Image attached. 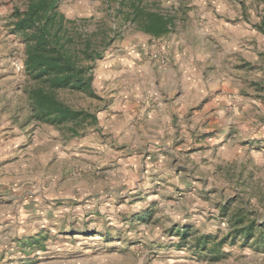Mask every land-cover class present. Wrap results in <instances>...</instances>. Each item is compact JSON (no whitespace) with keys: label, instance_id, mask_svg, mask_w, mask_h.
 <instances>
[{"label":"rangeland","instance_id":"1","mask_svg":"<svg viewBox=\"0 0 264 264\" xmlns=\"http://www.w3.org/2000/svg\"><path fill=\"white\" fill-rule=\"evenodd\" d=\"M57 1L106 38L95 97L55 93L96 122L32 120L27 2L0 0V264H264V0H142L161 38L121 0Z\"/></svg>","mask_w":264,"mask_h":264},{"label":"trees","instance_id":"2","mask_svg":"<svg viewBox=\"0 0 264 264\" xmlns=\"http://www.w3.org/2000/svg\"><path fill=\"white\" fill-rule=\"evenodd\" d=\"M121 3L129 6L125 17L139 31L161 38L172 32L174 21L169 16L140 7L142 0ZM26 10L14 9V33L25 37V71L34 82L28 97L34 121L60 127H74L96 117L84 110H74L59 101L58 90L82 93L95 97L92 88L93 68L102 58L104 37L95 34H73L64 15L57 11V0H26ZM105 42V43H104ZM108 45V43H107ZM76 135V130H70Z\"/></svg>","mask_w":264,"mask_h":264},{"label":"crops","instance_id":"3","mask_svg":"<svg viewBox=\"0 0 264 264\" xmlns=\"http://www.w3.org/2000/svg\"><path fill=\"white\" fill-rule=\"evenodd\" d=\"M182 42V41H181ZM224 59H225V61L226 62H229L230 61V66H233V67H235V66H237L238 65V62H236L235 60H231V59H227V58H225L224 57ZM195 59H192V62L193 63H195V61H194ZM196 60H199V58H196ZM206 62H209V60H206ZM215 68L217 69L218 68V64H215ZM177 69L180 71V72H182V71H186L185 72V74L183 75L184 76V78L186 77V75H187V71L189 70V68L187 67V66H183L182 65V63H181V60L180 61H178V65H177ZM190 92H193V90L191 89V90H189ZM163 107H165V105H161L160 106V109H162ZM169 110H167V112H166V114L164 115L165 117H166V119L167 120H169V121H172L173 120V117H174V110H170V108H168ZM182 111H186V110H188V107L187 106H183L182 105ZM206 109H207V106H205V105H203L202 106V108L200 109V110H202V111H206ZM197 112H199V110L197 111ZM204 113V112H203ZM204 187V186H203ZM171 212V214L170 215H174V216H176L175 215V213H176V211L175 210H172V211H170ZM173 255V254H172ZM171 255V256H172ZM178 262H183V263H186V261H184V260H182V259H179V260H166L163 264H176V263H178ZM142 264H145V263H142ZM162 264V263H161ZM194 264V263H193Z\"/></svg>","mask_w":264,"mask_h":264},{"label":"built area","instance_id":"4","mask_svg":"<svg viewBox=\"0 0 264 264\" xmlns=\"http://www.w3.org/2000/svg\"><path fill=\"white\" fill-rule=\"evenodd\" d=\"M17 70H19L20 69V66H17V68H16Z\"/></svg>","mask_w":264,"mask_h":264}]
</instances>
